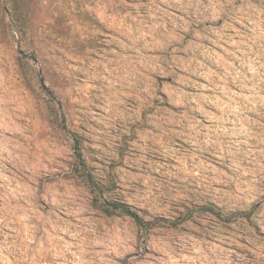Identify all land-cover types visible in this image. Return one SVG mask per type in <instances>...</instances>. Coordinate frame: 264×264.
Listing matches in <instances>:
<instances>
[{
  "label": "rangeland",
  "instance_id": "374dc122",
  "mask_svg": "<svg viewBox=\"0 0 264 264\" xmlns=\"http://www.w3.org/2000/svg\"><path fill=\"white\" fill-rule=\"evenodd\" d=\"M0 264H264V0H0Z\"/></svg>",
  "mask_w": 264,
  "mask_h": 264
},
{
  "label": "trees",
  "instance_id": "16d2710c",
  "mask_svg": "<svg viewBox=\"0 0 264 264\" xmlns=\"http://www.w3.org/2000/svg\"><path fill=\"white\" fill-rule=\"evenodd\" d=\"M111 207L116 210H120L123 213H126L130 216H132L138 223H141L142 219L139 216V214L135 211H133L129 206L124 204H118V203H112ZM209 211H214L211 207L206 208Z\"/></svg>",
  "mask_w": 264,
  "mask_h": 264
}]
</instances>
